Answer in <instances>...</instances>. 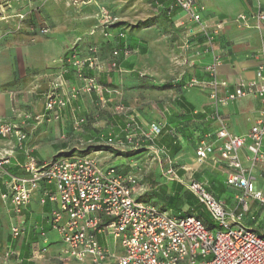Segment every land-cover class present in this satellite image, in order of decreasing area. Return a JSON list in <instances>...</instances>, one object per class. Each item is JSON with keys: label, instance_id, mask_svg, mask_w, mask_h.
I'll return each mask as SVG.
<instances>
[{"label": "crops", "instance_id": "0c3cea01", "mask_svg": "<svg viewBox=\"0 0 264 264\" xmlns=\"http://www.w3.org/2000/svg\"><path fill=\"white\" fill-rule=\"evenodd\" d=\"M196 2L206 8L203 19L210 31L223 23L211 44L203 34L191 33L197 25L174 0H0V121L16 124L27 134L23 147L16 139L0 137V264H68L61 255L60 238L50 226L57 204L42 203L45 191L54 190L52 186L41 185L22 217L14 215L1 198L6 183L23 174L25 151L31 150L40 162L72 155L102 158L104 151L116 150L107 140L123 139L121 130L129 121L165 127L154 147L141 148L145 152L140 155L167 148L179 177L193 178L229 208H237L240 191L226 184L230 169L216 161L214 152L199 166L196 149L204 135L219 128L217 110L229 131L238 136L248 134L259 117L258 99L247 97L222 106L211 99L206 84L212 81L207 68L216 58L221 60L217 78L228 85L220 89V98L256 79L264 44V21L260 19L264 0ZM20 15L26 18L21 20ZM104 15L116 19L106 30L108 37L101 27ZM42 28L48 33L40 34ZM95 47L99 69L86 68L84 74L95 79L96 88L80 93L61 111L58 121L51 114L37 121L45 113L46 94L61 71L68 91L85 84L72 59H87ZM192 81L200 86L189 87ZM80 119L85 122L76 131L74 123ZM129 157L122 160L124 167L131 161L136 164ZM240 157L245 167H251L247 147ZM132 170L140 180L139 198L152 203L146 197L157 190L158 179L142 168ZM252 174L264 191V164ZM216 187L226 189V198L223 191L217 196ZM184 192L182 187L177 191L173 183L166 191L169 196ZM255 204L250 201L245 223L261 234L251 224L252 215L257 216ZM156 206L163 209L164 205ZM15 225L25 227L24 237H12ZM43 248H48L47 260L39 256Z\"/></svg>", "mask_w": 264, "mask_h": 264}, {"label": "built area", "instance_id": "2783aa9c", "mask_svg": "<svg viewBox=\"0 0 264 264\" xmlns=\"http://www.w3.org/2000/svg\"><path fill=\"white\" fill-rule=\"evenodd\" d=\"M175 6L184 12L186 17L197 25L192 34H203L208 42L223 28L218 22L213 30L204 21L206 8L196 0H174ZM101 23L104 35L109 36L107 28L116 19L109 15L102 16ZM19 18L24 20L25 15ZM245 20V18H241ZM260 19L264 21V16ZM47 28L40 29V34L48 33ZM36 32L35 28L31 29ZM91 56L85 60L73 58L78 77L85 82L80 88L70 91L66 89L64 71L52 83L46 94L45 113L36 117L37 121L49 114L55 120L60 119L61 111L66 108L80 93L91 92L96 88L95 79L86 76L85 69H99L97 48L90 49ZM129 51H125L128 55ZM117 56L118 52H114ZM261 63L256 79L241 84L231 93L220 98V89H226V82L217 78V67L221 64L215 59L207 70L212 81L211 99L215 103L226 106L230 102L253 97L259 100L261 107L259 117L248 134L233 135L226 124V119L217 110L215 118L219 128L204 135L196 149V161L204 165L214 152L217 162L230 169L226 184L238 191V205L242 210L229 208L224 202L207 190V188L189 178L188 189L209 211L214 227L209 229L195 215L177 214L172 210H164L150 202L141 200L140 180L130 171L123 173L120 166H105L89 155L58 157L50 162H40L31 150H26V161L21 166L22 175L13 176L6 183V192L2 195L4 203L11 206L14 215L22 217L24 210L30 205L33 196L42 184L52 186L54 190H46L42 203L50 201L57 204L52 211L50 226L60 238L61 255L79 263L92 264H264V235L259 234L245 223L250 212V200L264 205V191L252 174L254 168L264 164V44L260 50ZM189 87L200 86L192 81ZM85 119L74 123L76 131H80ZM165 127L153 123L142 126L129 121L122 128L123 139L109 138L107 142L119 147H130L135 150L147 145L154 147ZM0 137L5 140L16 139L23 147L27 134L16 124L0 121ZM208 140L211 142L208 143ZM247 147L251 153V167H245L240 152ZM167 155V149L160 150ZM169 169L167 175L171 181L185 182L175 169V162L167 155ZM8 163V161H4ZM106 163V162H105ZM131 164V168H136ZM255 217H252L254 220ZM12 237H24L26 229L15 225L11 229ZM41 236L47 241L46 232ZM48 248H43L40 257H45Z\"/></svg>", "mask_w": 264, "mask_h": 264}, {"label": "rangeland", "instance_id": "374dc122", "mask_svg": "<svg viewBox=\"0 0 264 264\" xmlns=\"http://www.w3.org/2000/svg\"><path fill=\"white\" fill-rule=\"evenodd\" d=\"M8 2L10 0H7ZM5 3V2H4ZM117 151H119L118 153H129L128 156L130 158H133V163H136V168L137 169H141L143 170L144 173L146 174H150L152 173V175H155V178L158 179L156 185H158L157 190L153 191L154 194H150L148 197H146L148 199V201H151L152 203L156 204V205H165L167 204L165 201L161 202V196L160 194L162 193L163 189L168 190V188L170 189V186L172 185V183H178L183 189H185V192H190L188 189V186L190 185V180L189 178H185V182L184 183H180L177 181H171L167 175V170L169 169L168 167V163L165 161L167 155L163 154L162 152H150V153H145L143 155H140L141 153L145 152L144 150H135L133 148L130 147H119L116 148ZM104 155L103 157L105 158H97L101 164L105 165V166H120V170L121 172L125 173L124 171H126V173L130 172L132 170V168L129 166L131 162H129L127 167H124V165H122V160L124 161L127 154H123V155H113V153L111 151H104ZM126 155V156H125ZM139 155V156H137ZM124 158V159H123ZM142 159V160H141ZM128 161V160H127ZM106 162V163H105ZM125 169V170H124ZM129 169V170H126ZM203 170V169H202ZM201 170V171H202ZM193 170H189V172H192ZM133 172V170H132ZM185 172V171H184ZM135 173V171H134ZM136 174V173H135ZM193 179V178H192ZM208 190V189H207ZM223 191V189L220 188H215V193L217 194V196H221V192ZM140 192L142 193V190H140ZM210 192V191H209ZM191 193V192H190ZM223 198H226V189H224L223 191ZM144 200V199H142ZM199 201V200H198ZM252 201V200H250ZM230 203V202H229ZM237 203V207L239 210H242V206L241 204L238 205ZM255 206H253V209H255L257 216L252 215V217H255L254 220H251V224L254 227H257L260 230V233L264 235V205H262L261 203L255 201ZM196 204H198V202H190L189 204H184L181 207V211H183V213H188L191 215H195L198 218H200L203 223L206 225L207 228L209 229H215V232H217V229L214 227V223L212 220V217L209 213V211L206 209V207H204L202 204H199L200 206H196V208L194 207ZM253 205V204H252ZM251 205V207H252ZM180 210V208H179ZM177 214H180V211H177ZM251 218V216H248V220ZM46 260H47V255L45 256ZM65 263L68 264H92L91 262H86V263H79L73 259H67L65 260Z\"/></svg>", "mask_w": 264, "mask_h": 264}, {"label": "trees", "instance_id": "16d2710c", "mask_svg": "<svg viewBox=\"0 0 264 264\" xmlns=\"http://www.w3.org/2000/svg\"><path fill=\"white\" fill-rule=\"evenodd\" d=\"M138 150H141V149H138ZM118 152L119 151H116V150L112 151L113 155H116V154H118V155L127 154L128 155L129 154L128 152L127 153H118ZM173 186L176 187L177 191L180 190L181 186L178 183H173ZM166 191L167 190L163 189L162 193L160 194L161 202L165 201L167 203L163 206L164 210H172V211L176 210V213H177V211H181V207L184 204H189L190 202H196L197 201L198 204H196L194 206L195 208H196V206H200L199 204H201L198 201V199L189 192H184L182 196L179 193H175L174 196H169V195H167ZM152 194H154V193H152ZM179 208H180V210H179ZM180 214H188V213L181 212Z\"/></svg>", "mask_w": 264, "mask_h": 264}]
</instances>
